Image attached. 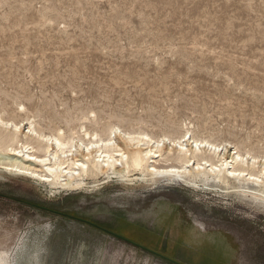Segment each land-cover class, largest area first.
<instances>
[{"label": "rangeland", "instance_id": "obj_1", "mask_svg": "<svg viewBox=\"0 0 264 264\" xmlns=\"http://www.w3.org/2000/svg\"><path fill=\"white\" fill-rule=\"evenodd\" d=\"M0 108L264 156V0H0ZM36 180L0 177V264H264V206L218 187Z\"/></svg>", "mask_w": 264, "mask_h": 264}, {"label": "bare ground", "instance_id": "obj_2", "mask_svg": "<svg viewBox=\"0 0 264 264\" xmlns=\"http://www.w3.org/2000/svg\"><path fill=\"white\" fill-rule=\"evenodd\" d=\"M21 116L0 108V177L38 179L58 191L95 188L110 179L129 186L177 181L218 187L230 197L264 206V156L257 153L198 139L191 131L156 138L117 125L94 131L82 127L76 136L63 130L46 134L31 116Z\"/></svg>", "mask_w": 264, "mask_h": 264}, {"label": "water", "instance_id": "obj_3", "mask_svg": "<svg viewBox=\"0 0 264 264\" xmlns=\"http://www.w3.org/2000/svg\"><path fill=\"white\" fill-rule=\"evenodd\" d=\"M141 248V247H140Z\"/></svg>", "mask_w": 264, "mask_h": 264}]
</instances>
